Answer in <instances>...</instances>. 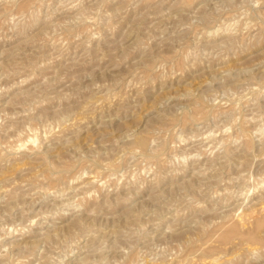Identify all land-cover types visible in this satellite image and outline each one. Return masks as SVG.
Here are the masks:
<instances>
[{
    "label": "rangeland",
    "instance_id": "1",
    "mask_svg": "<svg viewBox=\"0 0 264 264\" xmlns=\"http://www.w3.org/2000/svg\"><path fill=\"white\" fill-rule=\"evenodd\" d=\"M0 264H264V0H0Z\"/></svg>",
    "mask_w": 264,
    "mask_h": 264
}]
</instances>
